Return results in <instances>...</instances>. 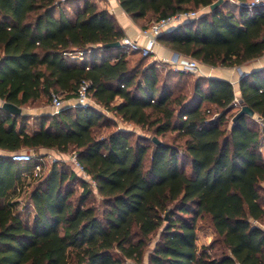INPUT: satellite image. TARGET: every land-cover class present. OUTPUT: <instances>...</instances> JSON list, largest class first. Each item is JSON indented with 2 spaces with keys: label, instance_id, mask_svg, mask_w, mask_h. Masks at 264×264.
I'll return each instance as SVG.
<instances>
[{
  "label": "trees",
  "instance_id": "trees-1",
  "mask_svg": "<svg viewBox=\"0 0 264 264\" xmlns=\"http://www.w3.org/2000/svg\"><path fill=\"white\" fill-rule=\"evenodd\" d=\"M116 1L139 26L199 12L157 42L203 67L240 68L264 56V13L243 18L227 2L210 12L217 0ZM124 37L89 0H0V101L21 109L12 116L0 108V264H142L156 234L147 264H264V68L236 87L256 117L233 122L231 83L200 76L190 94H176L155 63L144 66L150 57L105 48ZM82 83L97 108L66 105L28 130L22 109L51 93L75 98ZM101 110L158 141L174 134L172 143H132L120 129L97 138L108 126ZM42 150L75 154L89 181L57 162L34 179L32 165L9 157ZM203 219L214 236L199 247Z\"/></svg>",
  "mask_w": 264,
  "mask_h": 264
},
{
  "label": "rangeland",
  "instance_id": "rangeland-1",
  "mask_svg": "<svg viewBox=\"0 0 264 264\" xmlns=\"http://www.w3.org/2000/svg\"><path fill=\"white\" fill-rule=\"evenodd\" d=\"M234 1V0H233ZM256 3L255 7L253 8H249V4L251 2ZM224 2L229 3L228 8H232V2L231 0H224ZM235 2V1H234ZM237 4V2H236ZM235 5V4H234ZM238 7L243 8L244 12L243 14L245 15L246 18H252V17H256L257 15H261L264 13V0H250V2L245 3V4H237ZM75 5H71L72 11L75 9ZM72 14V13H71ZM154 22H150V24H146L145 22H141L139 23L141 26H146L150 27ZM127 58L130 61L131 65H136L139 60L140 57L137 54H127ZM81 57L79 55H77V58L74 59L73 61L75 62H81ZM264 62V56L263 58L257 59L255 61H251L249 63H247L246 65L243 66V69H249L250 67H256L258 68L261 64H263ZM155 63L157 65V71H158V75H159V80L160 81H164L166 82L167 86L171 89L174 90V92L177 94L179 92L182 93H187L190 94L191 90H192V86L195 82V80H197L200 76L202 77H208L209 73L205 71V68L202 67V72L203 74L200 76L197 75H193V74H179L178 72H175L171 69V67L163 62L157 61L156 59H151V58H146L145 62H144V66H147L149 64H153ZM264 68V67H263ZM233 69H230L229 71H232ZM235 71V70H233ZM236 72V71H235ZM242 75L239 74L238 78L241 77ZM236 91V89H235ZM60 100L62 101L63 106L66 105H75L76 100L75 98L72 99H64L62 96H59ZM91 106L97 108V106L94 105L93 102H90ZM26 111V122H27V126H28V130L32 131L34 130L38 124H39V118L42 115H48V114H54V110L51 107V100L49 97H43L42 100L40 102L34 103L32 105H30L29 107L25 108ZM102 113L104 114L105 120H104V124L108 125L107 127H100L98 129H96L94 131V135L97 138L100 137H104L107 134H109L110 132L116 130V129H120V130H124V131H128L130 132L131 136V142L134 143L137 139H141L142 142L144 144H148L151 145V140L153 138V136L151 135L150 132H146L144 130H141L140 128L133 126L132 124H127V123H123L121 122L120 119H118L117 117H115L114 115H112L109 112L103 111L101 110ZM213 116V112L211 113ZM107 119L109 120V122H107ZM174 138V134H168L165 138H159L160 142H165V143H172V139ZM264 152V149H263ZM35 157H43V158H47L48 157V162L45 163L44 165V173H43V177H45L52 166V160L55 159L59 168H61L62 165L65 166V169L67 170H71V166L69 164V161L67 160L68 156H70L71 154H65V158L61 155L58 154L56 152H47V153H42L39 152L38 154H34ZM71 189L75 192V197H77L81 191H82V187H80L79 182H72L71 183ZM264 197V194H263ZM93 202V199H89L87 201V204H91ZM100 198L97 197V195H95V199H94V206L97 208H100ZM23 204H27L26 199H23L22 205ZM211 228L209 225V221L208 219H203V220H199L197 222V242L198 243H202V242H207L209 239L212 240V236H211ZM208 236V239H206ZM158 238V234L154 235L151 238V241L147 247V251L144 257V261L142 264H147V255L148 253L152 250L155 241ZM207 240V241H205ZM124 264H133L130 261H125Z\"/></svg>",
  "mask_w": 264,
  "mask_h": 264
},
{
  "label": "built area",
  "instance_id": "built-area-1",
  "mask_svg": "<svg viewBox=\"0 0 264 264\" xmlns=\"http://www.w3.org/2000/svg\"><path fill=\"white\" fill-rule=\"evenodd\" d=\"M256 3L251 2L249 8L255 7ZM200 15L199 12H183L176 14L170 18L160 20L159 22L153 23L148 29L142 30L140 36L144 39L143 43H139L138 39H133L130 37H124L120 41V47L124 52L138 53L141 57L155 58V48L158 45L157 38L163 33L169 32L178 25L186 22H190L197 19ZM77 55L82 56L81 53L69 54V57L74 60ZM156 59V58H155ZM160 62L168 64L171 69L175 72L181 74H193L200 76L203 74L202 65L196 60L191 58H186L181 54H173L170 59H160ZM86 83H82L76 93V106L89 107L91 106V99L87 94ZM51 107L54 110V114L59 113V111L64 107L60 97L55 93L50 94ZM234 107L236 110L241 107L239 100L236 98L234 100ZM10 159L19 164H30L32 165L31 175L34 179L41 178L44 173V165L48 162V157L43 158L41 156L35 157L31 152H16L9 155ZM67 160L69 164L75 171V173L81 177L83 180L89 181V177L86 174L82 164L78 161L75 154L68 156ZM56 162L55 159L52 160V164ZM94 185V183H92Z\"/></svg>",
  "mask_w": 264,
  "mask_h": 264
},
{
  "label": "crops",
  "instance_id": "crops-1",
  "mask_svg": "<svg viewBox=\"0 0 264 264\" xmlns=\"http://www.w3.org/2000/svg\"><path fill=\"white\" fill-rule=\"evenodd\" d=\"M89 1L96 3L99 8L107 10V12H109L114 17L118 27L124 33L125 37L138 39L139 43H143L144 39L140 36V32L143 30L142 27L139 26L134 21H132V19L122 11V9L120 8V6L116 0H89ZM231 2L233 4H236V2H234L233 0H231ZM78 4L81 5V2H79ZM237 4L240 5V3H237ZM68 11H69V15L72 17L73 11L70 8H68ZM243 18H246L244 14H243ZM173 54L174 53L171 50L160 45L159 43L155 48V58L157 61H160V59H170ZM155 58L152 57L151 59H155ZM261 58H263V56ZM263 67H264V62L258 68L250 67L249 69H243V66L240 68H223V69H212V68H208V67L204 66L205 71L209 73L208 77L219 78V79L225 80V81L231 83L233 85L234 89H237L236 88L237 82L240 78V77L238 78L239 74L244 75V74H247V73L254 71V70L263 69ZM230 69H233L236 72L233 70L229 71ZM236 98L237 99L239 98L237 90H236ZM1 104L2 103L0 101V106H1ZM22 114L26 115L25 109H22ZM41 152L47 153V152H52V151L42 150ZM62 156L65 158V155H62ZM29 212L31 214H33V209L31 208ZM210 232H211V236L213 237L214 232L212 230ZM206 239H208V236ZM205 241H207V240H205ZM210 241H211V239H209L207 242H202V243L197 242V244L200 247L203 245H208L210 243Z\"/></svg>",
  "mask_w": 264,
  "mask_h": 264
},
{
  "label": "water",
  "instance_id": "water-1",
  "mask_svg": "<svg viewBox=\"0 0 264 264\" xmlns=\"http://www.w3.org/2000/svg\"><path fill=\"white\" fill-rule=\"evenodd\" d=\"M224 3V0H217L216 2H214L210 7H209V11L212 12L215 9H217L218 7H220L222 4ZM105 48H120V42H116L114 44H107L105 45ZM0 108L7 112L9 115L12 116H19L21 115V109L10 104V103H2ZM249 117V118H255V114L254 112L247 106L245 105H241V107L239 108L238 112L235 114L234 118L232 119L233 122L241 119L242 117ZM152 142L159 146L161 143L160 141H158L157 138L153 137L152 138Z\"/></svg>",
  "mask_w": 264,
  "mask_h": 264
}]
</instances>
